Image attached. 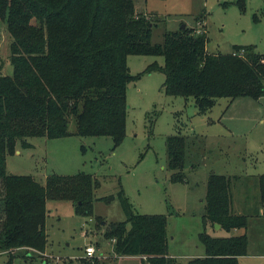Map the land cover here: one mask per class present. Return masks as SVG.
Masks as SVG:
<instances>
[{
	"label": "trees",
	"instance_id": "16d2710c",
	"mask_svg": "<svg viewBox=\"0 0 264 264\" xmlns=\"http://www.w3.org/2000/svg\"><path fill=\"white\" fill-rule=\"evenodd\" d=\"M0 19L12 37L14 66L13 75L0 73V252L9 253L6 264H15V249H47L48 200H71L77 214L91 216L100 186L86 172L54 174L45 183L10 174L7 156L18 140L32 147L31 137L108 135L119 146L126 136L128 84L143 74H131L129 55H163L164 65L152 63L145 73L162 70L165 92L194 98L202 115L222 97L264 96V52L233 45L231 53H211L206 32L188 26L153 44V19L138 14L134 0H0ZM167 152L174 180H185L188 141L181 131L167 139ZM232 183L231 176H209L204 227L219 223L245 232L213 236L205 229L203 257L178 262L169 254L167 216L134 213L123 189L118 195L127 219L104 222L105 237L117 255L143 256L141 264H240L248 253V215L233 211ZM259 185L264 205V174Z\"/></svg>",
	"mask_w": 264,
	"mask_h": 264
},
{
	"label": "rangeland",
	"instance_id": "374dc122",
	"mask_svg": "<svg viewBox=\"0 0 264 264\" xmlns=\"http://www.w3.org/2000/svg\"><path fill=\"white\" fill-rule=\"evenodd\" d=\"M134 2L138 14L153 19V44L163 43L168 32L187 25L198 33L206 32L211 53H231L233 45H253L264 52V0ZM11 42L7 25L0 19V73L4 75L14 73ZM127 62L131 74H143L128 84L126 136L119 146L108 135L31 137L32 147L18 140L15 151L7 156L8 173L31 175L41 183L54 174L79 172L100 181L91 216L77 214L71 200H48L47 249H15V264H141L143 256H119L115 243L105 237V223L127 219L118 195L121 189L134 213L167 216L169 254L178 262L203 257L206 248L200 233L205 229L214 236L245 232L219 230L211 223L204 227L212 173L232 177L233 211L248 215L250 255L242 264H264V205L259 185V176L264 174V96H242L232 102L222 97L202 115L194 98L165 92L162 70L145 73L152 63L163 66V55L131 54ZM69 130H76L74 118ZM179 131L188 141L185 180H174L175 171L168 165L167 139ZM110 195L114 196L110 202L100 199ZM88 246L95 247L98 261L86 256ZM9 256L0 252V264H6Z\"/></svg>",
	"mask_w": 264,
	"mask_h": 264
},
{
	"label": "built area",
	"instance_id": "2783aa9c",
	"mask_svg": "<svg viewBox=\"0 0 264 264\" xmlns=\"http://www.w3.org/2000/svg\"><path fill=\"white\" fill-rule=\"evenodd\" d=\"M85 252L87 257H94L96 253V249L94 246H88L86 247Z\"/></svg>",
	"mask_w": 264,
	"mask_h": 264
},
{
	"label": "crops",
	"instance_id": "0c3cea01",
	"mask_svg": "<svg viewBox=\"0 0 264 264\" xmlns=\"http://www.w3.org/2000/svg\"><path fill=\"white\" fill-rule=\"evenodd\" d=\"M236 99H237V98H236ZM234 100H235V99H234ZM234 100H233V101H234ZM232 125H233V124H232ZM233 126H234V125H233ZM221 228H222V227H220V229H221ZM218 229H219V228H218ZM220 229H219V230H220ZM235 229H238V228H235ZM219 230H217V231H219ZM247 233H248V232H247ZM211 235H212V234H211ZM213 236H214V235H213ZM249 255H250V254L247 253L246 255L241 256V257H240V264H242L243 259H244V258H248Z\"/></svg>",
	"mask_w": 264,
	"mask_h": 264
},
{
	"label": "water",
	"instance_id": "95a60500",
	"mask_svg": "<svg viewBox=\"0 0 264 264\" xmlns=\"http://www.w3.org/2000/svg\"><path fill=\"white\" fill-rule=\"evenodd\" d=\"M187 25H183L182 29L186 28ZM216 224V227L220 228L221 227V224L219 223H215Z\"/></svg>",
	"mask_w": 264,
	"mask_h": 264
}]
</instances>
